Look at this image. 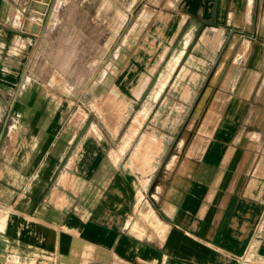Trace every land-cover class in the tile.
I'll return each instance as SVG.
<instances>
[{
    "label": "crops",
    "instance_id": "obj_1",
    "mask_svg": "<svg viewBox=\"0 0 264 264\" xmlns=\"http://www.w3.org/2000/svg\"><path fill=\"white\" fill-rule=\"evenodd\" d=\"M18 5L5 2L11 19ZM150 12L106 31L105 55L120 56L121 87L162 89L153 102L181 90L167 99L195 105L186 144L169 156L139 127L115 146L121 121L108 128L102 149L121 152L109 175L72 187L59 176L11 208L0 264H264V0H163Z\"/></svg>",
    "mask_w": 264,
    "mask_h": 264
},
{
    "label": "rangeland",
    "instance_id": "obj_2",
    "mask_svg": "<svg viewBox=\"0 0 264 264\" xmlns=\"http://www.w3.org/2000/svg\"><path fill=\"white\" fill-rule=\"evenodd\" d=\"M10 1L0 0V224L12 221L11 208L40 198L45 183L52 185L59 176L63 181L70 177L68 187L74 178L104 181L107 159H117L121 152L108 157L102 143L107 129H116L120 121L115 146L123 134L139 127L140 134H149L146 139L157 134L169 156L186 144L191 121L185 116L195 105L170 102L181 90L166 89L153 102L162 89L121 87L120 56L105 55L106 31L116 32L127 12L135 18L146 10L148 17L163 0H19L12 19L11 9L4 6ZM104 4L113 11V25L106 24L112 18ZM25 33L39 36L32 42ZM119 44L115 41V48ZM183 97L187 99L186 93ZM138 99L140 103H127ZM124 111L127 116L119 120ZM216 125L211 120L207 129ZM191 143L182 160L192 155ZM73 145L81 150L74 154Z\"/></svg>",
    "mask_w": 264,
    "mask_h": 264
},
{
    "label": "bare ground",
    "instance_id": "obj_3",
    "mask_svg": "<svg viewBox=\"0 0 264 264\" xmlns=\"http://www.w3.org/2000/svg\"><path fill=\"white\" fill-rule=\"evenodd\" d=\"M41 1V0H40ZM40 3V2H39ZM44 3H46V2H44ZM39 6V5H38ZM38 8V7H37ZM36 8V9H37ZM37 10H39L40 11V9L38 8ZM40 24V23H39ZM37 25V24H36ZM35 26V25H34ZM33 31V30H32ZM36 32V31H35ZM229 54V53H228ZM215 82V81H214ZM175 162V161H174Z\"/></svg>",
    "mask_w": 264,
    "mask_h": 264
}]
</instances>
